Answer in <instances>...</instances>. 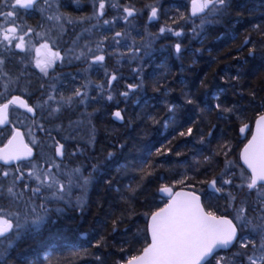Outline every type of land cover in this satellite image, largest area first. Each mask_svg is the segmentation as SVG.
Masks as SVG:
<instances>
[{
	"label": "trees",
	"instance_id": "trees-1",
	"mask_svg": "<svg viewBox=\"0 0 264 264\" xmlns=\"http://www.w3.org/2000/svg\"><path fill=\"white\" fill-rule=\"evenodd\" d=\"M231 4L229 10L217 17L215 23L205 27L199 34H193V18H190L188 10L185 17L181 19L183 32L181 60L182 57L185 59L186 54H194L196 58L184 72L180 73L175 70L172 72L173 77L175 76L174 78L180 79V81L154 82L148 78L150 67H146L143 70L145 78H147L146 85L130 91L135 93L134 96L130 98L131 93L129 92V99L124 100L121 93L129 91L128 84L139 83V74L143 66L133 62L131 68L124 66L122 62H117V71L113 72L117 73V80L113 81L110 89V92L114 91L113 99H104L108 103L103 111L106 113L103 116L105 123L100 126L99 122L102 121V119L100 121V114L94 116L99 126L98 144L89 146L84 144L85 139H75L74 146L70 145L68 148L66 145V150L76 154H72V156L66 154L62 159L64 164L82 165L86 174H93L94 180L88 191L87 200L80 208L72 205L59 212L55 211L54 202L48 203V207L52 211L49 212V219L43 225L42 230L67 227V230L74 232L73 236H77V239L74 237L72 239V244L77 252L85 251L88 254L94 253L97 256H102L104 264H121V261H126L139 254L149 242L148 218L152 212L165 203V200L160 199L163 197L159 192L162 185H169L174 189L188 188L200 193L203 195V204L206 209L216 214L229 215L231 213L234 216L233 208L240 206L242 202L249 215L253 214L257 196L253 195L252 190L248 192L250 193L249 197H241L242 194H239L241 189L236 187L240 180L236 171L242 170L245 175H249L240 162L239 153L252 133L256 117L264 111V0H231ZM168 25L171 23L168 22ZM172 30L175 31V21L172 22ZM246 38L250 41L248 44L244 43ZM73 67H76V64L62 65L61 69H73ZM134 69H139V71H133ZM108 74H112L110 68ZM104 81L106 80L104 79ZM168 87L177 89L171 91ZM166 89L168 92L171 91L168 96H172V102H175L173 100L176 98L181 101V108L178 106L177 110L179 124L166 131L163 130L162 125L154 131L151 130L149 141L152 145L149 148V154L145 157L144 171L140 172L137 169L136 181L133 180L129 183L127 178L118 180L110 165V160L103 158L105 154L101 152L100 147L103 146L107 151L118 150L121 152L124 135L119 132L120 128L130 134L135 133V130L138 132L144 130L146 126L152 129L155 124L152 125L154 120L149 119L150 116L155 120L160 119L162 123L163 117L168 115L165 106L160 107V102L144 105L143 99L154 94L159 95L157 98L154 97V100L160 99L164 96ZM215 92L219 99L214 96ZM31 95L35 101L36 96ZM27 96L30 97V94ZM104 97L106 98V96ZM189 98L193 100L192 104L186 102ZM217 103L221 104L222 108L232 109V111L217 109L215 107ZM114 108L122 110L121 114L124 115L122 121L115 120ZM78 109L79 104L74 105L71 109H64L57 116L51 117L49 124L44 122L47 124L43 125L44 132L49 139V142L45 143L50 148L48 151L50 156L55 153L53 148L55 141L64 142L61 141L62 137L59 136L58 130H52V124L63 126L67 121L77 116ZM139 111L142 112V116L138 119L135 117V113ZM146 113L149 114V117L146 116ZM38 117H40V113ZM138 125L141 126L138 127ZM244 125L248 127L241 133L240 129ZM108 126L117 128V131L105 129ZM188 127L193 129V134L180 136L179 132H186ZM103 130L109 132L108 138L102 133ZM202 136L207 144L200 142ZM126 141L130 142V137ZM195 145L201 146L202 150L205 149L206 154L201 153V158L214 151L218 155L217 163L209 169L205 168L195 172L185 169L184 175H180L182 177L170 171L177 167L180 170L182 167L167 162L179 159V157L181 159L190 158L192 153L197 151L194 148ZM224 145L227 147H222ZM157 148L170 149V151L166 155H157ZM36 157H38V150ZM228 160H231V164L227 162ZM135 163L139 165V162ZM93 165L97 166L98 171L93 172ZM226 172L235 174L233 184L223 185L227 191L217 193V196L215 195L217 200L211 203V199L208 197V194L211 193L208 185L215 179L218 186V182H222V176L224 179L229 178L228 175H225ZM141 178L147 179V181L142 184L137 196L130 199L127 193L139 183L138 179ZM178 180H184L185 183L177 184ZM128 183L131 187L126 186ZM236 189L238 190L236 191ZM244 189L247 190L246 187ZM229 192L236 198L231 202L233 207H229ZM47 194L50 195L48 192ZM27 195L29 193H26ZM213 200L214 198H212ZM36 202L40 203L38 200ZM84 232L86 236L82 237ZM30 238L32 236L28 232H24L18 244L35 243V239ZM14 249L11 251L9 249L3 259L8 261V264H25L26 258L21 259L19 255L16 258L17 256H14L13 253ZM239 250V245L235 244L224 254L226 258H233V253ZM20 255L28 257L25 252ZM125 256L127 257L125 258ZM212 263L216 264L214 258L209 261V264ZM44 264L46 263L44 262ZM236 264H241V260H237Z\"/></svg>",
	"mask_w": 264,
	"mask_h": 264
},
{
	"label": "snow or ice",
	"instance_id": "snow-or-ice-1",
	"mask_svg": "<svg viewBox=\"0 0 264 264\" xmlns=\"http://www.w3.org/2000/svg\"><path fill=\"white\" fill-rule=\"evenodd\" d=\"M39 0H0V79L3 80V92L0 96H5L14 84H17L20 77H12L4 70L7 59L14 50L18 49L25 55L35 51L34 63L40 72L45 76L48 75L49 69L53 68L57 61L63 62L67 60L84 61L89 67L96 64H102L105 61L106 52L105 41L109 37L104 36L95 42V47H92L90 40H85L81 45L79 40L85 34H92L93 30L101 26L112 25L117 18L112 20L103 19L105 15L106 5L117 7L112 3V0H93L94 11L91 15L73 18L69 14L61 13L59 11V4H57L54 14L48 15L46 19L52 22L53 28H58L63 32L65 24L89 23L90 26L84 28L77 36V40L73 41V46L65 50L62 55L61 51L54 50L58 48L55 39H52V44H49L51 37L45 32H35L32 27L24 29L23 25L17 26L16 12L17 8L33 9L38 5ZM43 3L51 10L52 5L49 0H43ZM231 0H191V17H195L200 21L198 25L193 21V34L202 33L203 29L216 22V18L222 16L225 11L231 8ZM10 9L4 11L3 9ZM45 11L44 8L40 9ZM124 13L123 20L129 22L130 17H134L137 9L130 6L122 8ZM159 9L155 6L151 7L149 20L157 18ZM183 19V16L181 17ZM96 23L92 24L91 21ZM102 21V24H101ZM52 29H49L51 32ZM160 33L173 32L169 27H161ZM29 34L39 37L44 40L43 43L36 47ZM173 34L177 37L183 35L182 31H174ZM127 32L117 31L111 37L114 45L120 46L123 42L127 45ZM249 39H245L244 43L248 44ZM150 41L143 42L142 46H137L133 41L132 46L128 48L133 58H138L141 53L148 56ZM175 52H181V44L174 45ZM77 49H80L77 51ZM100 53V54H96ZM8 54V55H6ZM120 55H123L122 53ZM23 62V58H21ZM133 71H139L134 69ZM235 79V78H234ZM117 80L115 73L110 75L107 80V86L110 90L113 81ZM93 86L92 81H87L81 87L74 88L71 93L65 95L60 92L55 85H49V91L46 98L38 101L35 106L30 105L22 96L12 95L7 102L0 103V125L11 124L9 120V107L18 106L26 109L28 113L33 116L37 109L47 110L50 117L57 116L62 110L71 108L74 105L86 104L91 97L88 94V88ZM104 90V85H94ZM44 88V85H41ZM141 87L140 84H128L129 91L122 92L121 95L128 97L130 91H134ZM108 100H112L113 96L109 94ZM216 99H219L217 96ZM188 104H192L193 100L188 99ZM221 111H232V109L222 108L221 104L215 105ZM177 106L173 104L167 105V118L163 120V126L167 129L170 125H177L179 121L176 117ZM118 120H123L120 111L113 113ZM155 123H160L154 117H149ZM41 131H44L43 125H37ZM244 125L240 131L243 133L247 128ZM193 129L188 127L186 132H179L180 136L192 135ZM29 135L32 136L31 130ZM211 135V133H209ZM54 139V138H53ZM200 142H204V137L200 138ZM32 143L36 140L33 138ZM222 147H227L224 145ZM170 149L157 148V155H166ZM76 153L74 152L73 155ZM177 155H180L177 153ZM225 155L227 153L225 152ZM33 156V148L24 142L23 134L18 127H14L11 138L2 148H0V162L4 165H11L13 162L28 160L30 167L26 170L17 166L14 170L11 168H0V177L7 180L12 177L7 184L0 181V200L7 198L11 201L9 207L5 208L0 204V264H6L3 259L8 250L13 246L14 242L20 238L22 233L27 229L39 230L42 225L49 219V212L52 211L48 207V203L66 201L72 202L73 189H80L81 196L76 197V203L82 205L83 192L93 182L94 176L92 173L84 175L81 167L67 168L62 163L57 162L58 159L62 161L64 156V144L55 141V153L53 157L43 159V163H35L30 158ZM113 153H108L110 159ZM242 158L247 168L250 170L249 175H245L242 171L239 179L241 183L236 185L238 188H247L249 192L256 190L257 202L253 210V214L249 215L247 208L242 202L240 206L234 207L235 215L229 219L226 215L218 216L213 211H207L201 203V197L195 191H173V187L169 185H162L159 192L167 196V203L163 207L158 208L150 215V222L148 231L150 232V242L138 256H132L127 259L125 264H209V261L215 254L222 249H229L238 243L239 251L233 253V258H226L224 256L216 257V264H236L237 260H241V264H264V115H261L257 120V131L252 136V139L245 146ZM205 161L209 157L204 158ZM229 164L231 161L228 162ZM146 160L141 159L139 165L132 162L131 165H124L122 167H131L133 171L139 169L144 171ZM227 168V165H226ZM93 172L98 171L96 165L92 166ZM149 175L151 173H148ZM229 178L221 177L222 184L217 186V181L213 179L209 183V189L214 193L223 191V185L233 184L234 173H225ZM25 177L33 181L35 186L25 182ZM187 179V177H185ZM110 183V182H109ZM177 184L183 185L184 180L176 181ZM23 184V188L19 185ZM47 191L50 195L43 196V192ZM26 193L29 195L26 196ZM39 197L41 202L37 203L36 198ZM236 198L229 192V207H233L232 201ZM55 211H62L56 208ZM236 221L235 223L233 221ZM115 224V222H114ZM54 249H49L43 252L44 261L50 259L51 252ZM40 260L39 255L33 259H27L25 264H44Z\"/></svg>",
	"mask_w": 264,
	"mask_h": 264
},
{
	"label": "rangeland",
	"instance_id": "rangeland-1",
	"mask_svg": "<svg viewBox=\"0 0 264 264\" xmlns=\"http://www.w3.org/2000/svg\"><path fill=\"white\" fill-rule=\"evenodd\" d=\"M13 1V0H12ZM59 0H49V3L52 4H57ZM86 1H90V3H93V0H86ZM148 3V2H146ZM152 3V2H150ZM93 5V4H92ZM189 5H190V0H180L177 3V7L180 9V15L181 17L183 16V18L185 17L187 10L189 12ZM44 8L45 11L41 12L40 16H39V20L38 23L41 20V15L43 17V21H44V17L46 18L47 15V5H45L44 3L40 6L39 9ZM61 13H65L62 12L61 10H59ZM72 15V14H71ZM73 18H80L79 16H73ZM193 21H195V24L198 25L200 23V21L197 19H193ZM47 23V19L46 22ZM45 23H43V27L41 29H38L37 32H45L48 33V28L45 25ZM52 24V22H50ZM194 26V24H192ZM89 27L86 24H65L64 25V30L63 32H60V30L58 28H53L54 31V39L56 41V45L58 46V48L55 47L54 50H59L61 51V54L64 55L65 54V50L69 49L73 46V41L77 40V36L82 32V30L84 28ZM207 27V26H206ZM153 30H146V35H144L142 38L138 37L135 38L133 41L135 42V44L137 46H142L143 42H147L150 41L151 47L149 48V55L148 56H144L143 53H141L139 55L138 58H133L132 54L128 51L127 54L124 55V52L120 51V47H118V49L116 48V52L117 55H115V57L113 56L114 59H116L117 62H124L125 60L128 59V63H132V62H137L140 64V66H143V69L141 71V75L139 74V78L140 81L137 84H140L141 86H145L146 85V80L147 78H145L144 75V68L146 67H150V70L148 71V78H150L151 80H154V82H159L161 80H163V82H175V81H180V79H175L173 77V71H178L180 73L184 72L186 70V68L188 66H190V63L195 61L196 56L194 54H186L185 59L181 60V53H182V49L181 52L179 54L176 53V55H167L163 54L162 56L156 55L154 54L155 50L158 49H169V45L166 44V42L169 44H172V48H174L173 46L176 43L181 42L182 48H183V35H181L177 41H175L174 36H172V38L170 39L169 36L170 35H166L167 39H165V41H162V37L158 34L155 35V33L152 32ZM52 33V31H51ZM97 36L95 35V30H93L92 34H85L83 36L82 39L79 40V43L82 45L85 40H90L92 42L91 46L95 47V42L98 41V39L96 38ZM129 37V35H128ZM29 38H33V35L29 34V37H25V39H29ZM100 40V38H99ZM133 44V43H132ZM125 48H127L125 46ZM175 49V48H174ZM80 49H77V51H79ZM15 51V50H14ZM16 53L12 54L10 56V58L7 59L6 65L4 67V70L7 71L9 73L10 76L12 77H16L19 76L20 79L18 81L17 84H14L11 88V91H17V92H21V93H25V94H33L34 96H36V100L35 103H37L38 101L46 98V95L48 93L49 89V85H55L60 92L64 93L65 95H68L69 93H71V91L74 88L77 87H81L82 85H84L87 81H92L93 82V86H90L88 88V94L91 97V99L83 105H79V109L77 110V116H75L73 119H71L70 121H67L66 124H64L63 126H54L52 124V130H58L59 132V136L62 137L61 141H64L63 143H67L68 148H70V145L74 146L75 144V139H79V140H84V144H88L89 146H94L96 143L98 144L97 141V133L99 130V126L98 123L95 121L94 116L96 114H100V121L102 119L100 123V126H102L105 123V119H104V114L103 113L104 108L107 107L106 101L104 99H107V96L109 94H111L113 96V90L110 92V90L108 89L107 86V77L109 76L110 78V74L107 75L108 70H106V66L105 65H101V64H96V65H92L91 67L88 66V64L84 61H72L71 63H69L67 60L60 62L57 61L56 64L53 66V68H51L48 72V75L45 76L43 73L40 72L39 68H37L35 66L34 63V53L33 51L28 54L25 55L24 53H21L20 50L16 49ZM190 52V51H189ZM123 55H120V54ZM174 53V52H172ZM193 53V52H191ZM195 53V52H194ZM21 58H23V62H21ZM175 58V59H173ZM15 60H17V62H15ZM183 62H187L186 64H184ZM73 65L76 64V67H73V69H60L57 70V66L58 65ZM106 64V63H104ZM175 64V65H174ZM101 65V66H100ZM175 66V67H174ZM76 68V69H74ZM81 68V69H78ZM53 69L57 70L53 71ZM175 75V74H174ZM34 76H36L37 78H39V85L37 88H31V83H33L35 81ZM104 78L106 81H104ZM100 78V79H98ZM174 79V80H173ZM0 79V92H3L4 89L2 87V83H1ZM134 83H136L134 81ZM45 84V85H44ZM94 84H102L104 85V90L101 91L100 88H97L94 86ZM41 85H44V88L41 87ZM175 86V85H173ZM170 88V90L172 91L173 88ZM106 89V90H105ZM177 88L175 87L173 90H176ZM169 91V92H171ZM8 92V94H9ZM168 89H166L164 96H162L160 99L154 100V97H159L158 94H154L151 96H147L143 99V104L144 105H153L157 102H160V107L165 106V111L167 112V105L169 104H173L177 106V110H178V106L179 108H181V101L179 99H174L172 102L171 97L172 96H168ZM130 98H132L135 93L130 92ZM217 92L214 93V96H217ZM106 96V98L104 97ZM3 96H0V98H2ZM39 98V99H38ZM129 99L128 97H124V100ZM178 101V102H177ZM117 104V102H115ZM72 108V107H71ZM71 108H66V109H71ZM142 108V107H141ZM183 108V107H182ZM236 110L238 108H235ZM39 113H40V117H38V125L42 124V125H47L49 124V120L51 119V117L48 115L47 110H41L38 109ZM116 111H120L122 112L121 109L119 108H114L113 109V113ZM135 117L136 118H140L142 116V112H137L135 113ZM114 116V115H113ZM124 116V115H123ZM146 116L149 117V114L146 113ZM151 117V116H150ZM176 117L177 120H179L178 118V111L176 112ZM115 118V117H114ZM167 115L163 117V119H166ZM115 120L117 121L118 119L115 118ZM160 121V119H158ZM122 121V120H121ZM44 122H47V124H44ZM21 123L22 125L25 126V130H26V136L30 142L31 145H33L37 150H38V157H36L35 155L33 156V158L31 159L33 162L35 163H43V159H47L49 157H53L54 154H52L50 156V154H48L49 151V147L48 144H46L45 142L48 141L49 139L47 138V134H45L44 131H41L40 128L38 130V132H35V128L32 127L33 124V120L31 119L30 116H24V114L21 117ZM155 124V127H153L152 129L148 126H146V129L141 130V131H136L135 133H126L124 132V129L120 128L119 132L123 133L124 135V140H122V149L121 152H119L118 150H105L103 148V146H101V152H103V154H105L103 158H107L108 160H110V165L112 166L117 179L118 180H123V179H128L129 183L132 182L133 180L136 181L137 179L135 178V175L137 173L138 175V170L133 171L132 168L129 166L127 168H124L122 166L124 165H131L132 162H140L141 159L145 160V157L149 154V148L152 145L151 141H149V139L151 138V134L152 131L156 130L157 127L159 126H163V122L161 123H152V125ZM157 125V126H156ZM114 126V125H113ZM117 126V125H116ZM119 126V124H118ZM141 125H138V127ZM174 125H170L167 129L164 128L163 126V130H169L170 128H172ZM120 127V126H119ZM103 129V127H102ZM110 131H117V128L114 127H110L108 126L107 128ZM29 130H31L32 132V136L29 135ZM152 130V131H151ZM104 135L106 136V138H108V134L109 132L103 130ZM131 139L130 142H127V138ZM1 138V137H0ZM33 138H35L36 143L33 144L32 140ZM5 139V136L2 138ZM126 139V140H125ZM1 142V141H0ZM60 142V141H59ZM74 142V143H73ZM62 143V142H60ZM203 144H207L206 141L203 142ZM51 145V144H50ZM53 146V145H52ZM86 146V145H85ZM88 147V146H87ZM53 148L55 149V144L53 146ZM194 148L197 150L195 152L192 153V156L190 158H182L179 157V159H173V160H169L167 163L168 164H177V166L182 167L180 170L178 169V167L174 170H170L176 174L180 175H184L183 171L185 169H187V171L190 172H195L198 170H203V169H209V167L214 166L217 161H218V155H216V153L214 151H210L211 153L208 155H205V157H209L208 161H205V157L201 158L200 154L205 152V149L202 150L201 146L195 145ZM209 149V148H208ZM105 150V153H104ZM111 152L113 153V156L109 159L108 158V153ZM74 152H68V150H66V148L64 149V156L66 154H70L72 156ZM100 153V152H99ZM78 155V154H77ZM63 156V157H64ZM80 156V155H79ZM43 157V159H42ZM102 161V160H101ZM231 160H228L227 162H229ZM57 162L62 163L63 166L67 167V168H75V167H81V169L83 170L84 175H88L89 173L86 174V171L83 169L82 165H73L71 166L70 163L69 165L67 163H63V161H60L58 159ZM104 163V162H102ZM231 164V163H230ZM4 165V164H3ZM22 169H27L28 167H30V163L28 160L26 161H22V163L20 162L19 165ZM1 168V166H0ZM11 168V169H15V166H7V169ZM91 170V169H90ZM242 170L240 172L236 171L237 176L240 177ZM182 177V176H180ZM12 177H8L7 180H5V178L0 177V181L4 182L5 184L9 183L11 181ZM139 183H137V185L129 192L127 193L128 196L130 197V199L132 197L137 196L138 190L142 187V184L147 181V179H138ZM220 181V179H219ZM25 182L29 183L32 186L34 185L33 181L28 180L27 177H25ZM126 185L127 187H131V185ZM222 183V182H221ZM221 183L218 182V187L221 186ZM241 181L239 180L237 182V185L240 184ZM127 184V183H126ZM91 184L87 187V189L83 192V203L82 205H79L76 203V197L81 196L82 192L80 189H73V198H72V202L71 203H67L66 201H61L59 203L54 202V206L56 208H60V209H64L67 206H72L74 205L76 208H80L81 206H83L87 200V194L88 191L90 189ZM20 188H23V184L19 185ZM241 190L239 191V194H242L241 197H245L250 195V193H248V189L245 191L244 188H240ZM238 189H236L237 191ZM224 191H227V189L223 186V193ZM235 191V192H236ZM45 194H43V196H48L47 191L43 192ZM222 193V192H221ZM216 194V193H215ZM239 196V195H238ZM255 196H257V192H255ZM225 197V196H224ZM39 202H41L40 198L37 197L36 198ZM161 200H165L166 199L164 197H160ZM36 200V201H37ZM0 204H2L5 208L9 207V205L11 204V201L8 200L7 198L0 200ZM60 206V207H59ZM67 228V227H66ZM66 228H54V229H43V225L39 230H35V229H27L24 232H28V234L30 236H32L33 240L35 239V243L33 242H28V243H22V244H18L19 240L22 238V235L24 234V232L22 233V235L20 236L19 239H17L13 246L10 248L9 251H11L13 248H15L13 250L14 256H17L16 258H18V255L21 259H33L35 258L37 255H39L40 260H44L43 257V252L47 251L49 249H54V251L51 252L50 255V259L47 261H44L46 264H104V259L102 256H97V254L94 253H87V252H77V250L75 249L74 245L72 244V239L73 237L75 239H77V236L74 235V232L71 230H67ZM28 236V235H26ZM30 238V239H32ZM27 240V239H26ZM32 240V241H33ZM238 245V243H237ZM23 252L26 253V256L24 255H20ZM64 255V256H63ZM216 256H225L224 253H218ZM127 256H125L126 258ZM19 258V259H20ZM5 260V259H4ZM6 261V260H5ZM216 261V260H215ZM124 262V261H123ZM122 263V261H121ZM6 264H8V261H6ZM15 264V263H12ZM213 264V263H212Z\"/></svg>",
	"mask_w": 264,
	"mask_h": 264
},
{
	"label": "flooded vegetation",
	"instance_id": "flooded-vegetation-1",
	"mask_svg": "<svg viewBox=\"0 0 264 264\" xmlns=\"http://www.w3.org/2000/svg\"><path fill=\"white\" fill-rule=\"evenodd\" d=\"M180 0H112L113 4H116L117 7H112V6H108L106 5L105 8V15L103 17V19H107V20H112L114 17L117 18L116 22L112 25H108V26H101L99 28L94 29L95 30V35L97 36L96 38L99 40V38L101 39L104 36L109 37V40L105 41V48H106V52L103 53L105 55V61L101 64V65H105L106 66V70H108L109 68L111 69V72H116L117 71V66L118 63L116 61V59L113 58V56L115 57V55H117L116 52V48L118 49V47H120V51L124 52V55L127 54V52L129 51L128 48L130 46H132L133 40L135 38H142L144 35H146V30H153L152 32L158 35H160L162 38V41H165V39H167L166 35H170L169 38L171 39L173 35L175 41H177V39L179 37L175 36L173 34V32H165L163 34L160 33V28L161 27H166V28H171L172 29V22L175 21V31H182L181 28V15H180V9L177 7V3ZM148 2V3H146ZM152 2V3H150ZM12 3H14V0L12 1ZM43 4V0H39L38 5L34 6L33 9H23V8H17V12H16V25L20 26L23 25L24 29L26 30L27 27H32L35 32L38 31V29H41L43 27V23L46 22V18L44 17V21L42 20L43 17L41 15V20L38 23L39 20V16L41 14L40 11V6ZM59 4V10H61L62 12H65V14H69L70 16H79V17H84V16H88L91 15L94 11L93 8V3L90 1H86V0H59L58 3ZM57 4H52V8L51 10H48V6H47V15H51L54 14V12L56 11V7ZM125 6H130V7H134L135 9H137V13L134 17H130L129 18V22H125L123 20V11L122 8ZM155 6L159 9L158 11V15L157 18L153 19V20H149V15H150V10L151 7ZM4 11H8L10 9H3ZM72 14V15H71ZM193 19H196L195 17H192ZM197 20V19H196ZM168 22L171 23V25H168ZM90 23L94 24L96 23L95 20L91 21ZM79 24V23H77ZM81 24V23H80ZM86 24L88 26H90L89 23H83ZM102 24V21H101ZM45 25L48 28V35L51 37V39H49V44H52V39H54V31H53V25L47 20V23H45ZM49 29H52V33L49 32ZM120 31V32H127L129 37L127 38V48H125L123 42L120 46L114 45L111 41V37L114 35L115 32ZM32 35V34H30ZM142 36V37H141ZM33 41V43L35 44L36 47H39V45L41 43L44 42L43 39L36 37L33 35V38L31 39ZM181 44V42H179ZM167 45H169V49H158L154 51V54L162 56L163 54L167 55H176L175 49L172 48V44L171 43H167ZM174 47V46H173ZM55 49V47H54ZM181 49H182V45H181ZM15 53L17 52L16 50L14 51ZM174 52V53H172ZM12 53V54H15ZM33 55L35 57V51L33 50ZM11 54V55H12ZM96 54H100V53H96ZM8 55V54H6ZM10 55V56H11ZM163 57V56H162ZM175 59V58H173ZM15 62H17V60H15ZM106 63V64H104ZM124 66L127 67H133L132 63H128V59L125 60L124 62H122ZM100 65V66H101ZM61 67V65L59 64L57 66V70H59V68ZM61 69V68H60ZM50 70V69H49ZM116 70V71H115ZM53 71H56V69H53ZM117 76V73H115ZM35 81L33 83H31V88H37L39 85V78H37L36 76H34ZM1 83L3 84V80H1ZM1 85V84H0ZM45 85V84H44ZM96 85V84H94ZM14 94H20L22 96H24L28 103L35 106V101L33 100L32 95H30V97H28V94L25 93H21V92H17V91H11L9 92V94L7 93L5 96H3L2 98H0V103H3L5 101H7V99H9L12 95ZM24 114V116H29V114L24 111L23 109H21L18 106H10L9 107V120L11 121V124H6V125H0V145H2L3 143H5L7 141V139L10 137V135L12 134L13 128L14 127H19L22 128L26 137V140L29 142L27 136H26V130H25V126L22 125L21 123V117ZM38 115H39V110H36V115L35 117H31V119L33 120V124L32 127L35 128V132H38L39 128L37 127L38 125ZM5 136V139H2ZM64 144V148H67V143H62ZM32 147L35 149V156L37 153V149L32 145ZM22 163V161H18V162H14L11 165H3L2 163H0V165L2 166V169H6L7 166H15L17 167L19 165V163ZM210 190V189H209ZM211 191V190H210ZM256 190H253V195H255ZM217 193L215 194L214 192L211 191V193L208 194V197L211 199V203H214L217 200ZM203 197V195H202ZM212 198H214V200L212 201ZM227 203V202H226ZM229 213V211H228ZM231 218H233V216L231 215V213L225 214ZM234 222H236L234 220ZM217 255V254H216ZM216 257H214V260H216Z\"/></svg>",
	"mask_w": 264,
	"mask_h": 264
},
{
	"label": "water",
	"instance_id": "water-1",
	"mask_svg": "<svg viewBox=\"0 0 264 264\" xmlns=\"http://www.w3.org/2000/svg\"><path fill=\"white\" fill-rule=\"evenodd\" d=\"M190 14H191V2H190ZM14 95H17V96H22V95H20V94H14ZM24 99H26L24 96H22ZM11 98V97H10ZM9 98V99H10ZM27 100V99H26ZM5 102H7V101H5ZM5 102H3V103H5ZM31 105V104H30ZM21 109H23V108H21ZM24 111H26V109H23ZM27 112V111H26ZM28 113V112H27ZM31 117H35V115H36V112H35V115L33 116V114L32 113H28ZM261 115H264V111L262 112V113H260L257 117H256V119H255V121H254V125H253V130H252V133H251V135H250V137L248 138V140L244 143V145L242 146V148H241V150H240V161H241V163H242V165L250 172V170L247 168V165L244 163V160H243V158H242V154H243V151H244V148H245V146L248 144V142L252 139V136L256 133V131H257V120L259 119V117L261 116ZM19 128V127H18ZM20 129V131H21V133L23 134V139H24V142L25 143H27V144H29L28 142H27V140H26V137H25V134H24V131H23V129L22 128H19ZM12 135V134H11ZM11 138V136L8 138V140ZM8 140L4 143V144H2L1 146H0V148H2L5 144H7V142H8ZM29 146L30 147H32L30 144H29ZM33 148V147H32ZM34 154H35V149L33 148V156H34ZM32 156V157H33ZM0 163H2V162H0ZM14 163V162H13ZM173 191L174 192H176V191H193V190H190V189H186V188H178V189H176V190H174L173 189ZM196 194L197 195H199L200 197H201V203L203 204V201H202V196L199 194V193H197L196 192ZM167 203V202H166ZM204 205V204H203ZM164 206V205H163ZM163 206H161V207H163ZM206 209V208H205ZM156 211V210H155ZM218 216H221V215H218ZM228 217V216H227ZM229 219H231L230 217H228ZM149 222H150V216H149V218H148V224H147V230H148V225H149ZM234 222V221H233ZM86 234L85 233H82V236H85ZM148 235H149V242H150V232L148 231ZM148 242V243H149ZM147 243V244H148ZM147 244L145 245V247L147 246ZM230 249V248H229ZM229 249H222V250H219L218 252H221V251H227V250H229ZM142 251H143V249H142ZM142 251L139 253V254H137V255H135V256H138V255H140L141 253H142ZM126 262V261H125ZM125 262H123V263H121V264H125Z\"/></svg>",
	"mask_w": 264,
	"mask_h": 264
}]
</instances>
